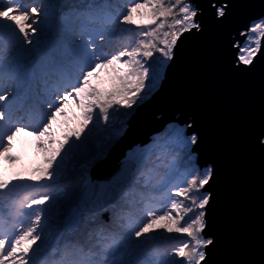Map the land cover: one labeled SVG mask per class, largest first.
Segmentation results:
<instances>
[{"label": "snow or ice", "instance_id": "1", "mask_svg": "<svg viewBox=\"0 0 264 264\" xmlns=\"http://www.w3.org/2000/svg\"><path fill=\"white\" fill-rule=\"evenodd\" d=\"M185 41L200 84L149 110ZM19 133L0 264H264V0H0V161Z\"/></svg>", "mask_w": 264, "mask_h": 264}, {"label": "water", "instance_id": "2", "mask_svg": "<svg viewBox=\"0 0 264 264\" xmlns=\"http://www.w3.org/2000/svg\"><path fill=\"white\" fill-rule=\"evenodd\" d=\"M247 14V13H246ZM192 45L185 41L186 56L184 60L176 68L175 75L172 81L166 86V92L150 106L149 110L160 109L164 114H168L171 110V105L168 103V97L183 91L192 86H198L201 82V70L194 57L191 56ZM224 131H228L229 121L232 119L233 103L224 104ZM143 111V110H142ZM160 131V125L156 122L143 119L138 116L131 123V130L129 134L124 137L122 144L132 145L147 144L153 135V132ZM110 164L118 163L116 154L113 153L109 161Z\"/></svg>", "mask_w": 264, "mask_h": 264}, {"label": "rangeland", "instance_id": "3", "mask_svg": "<svg viewBox=\"0 0 264 264\" xmlns=\"http://www.w3.org/2000/svg\"><path fill=\"white\" fill-rule=\"evenodd\" d=\"M101 77H108L113 75L111 71V66L107 69L100 70ZM79 109L76 108L75 104L69 103L66 106L65 113L59 117V120H68L70 124H74L78 119L74 113H78ZM152 137V136H151ZM151 139V138H150ZM14 147L11 149L12 152L20 156L19 161L9 162V161H0V165L4 169L9 171L13 169H26L33 164L40 162V150L34 145L33 138L30 137L27 133H19L17 138L14 140Z\"/></svg>", "mask_w": 264, "mask_h": 264}]
</instances>
